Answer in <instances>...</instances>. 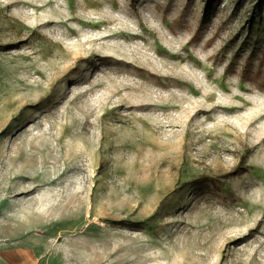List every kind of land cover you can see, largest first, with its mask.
Here are the masks:
<instances>
[{
	"label": "rangeland",
	"instance_id": "1",
	"mask_svg": "<svg viewBox=\"0 0 264 264\" xmlns=\"http://www.w3.org/2000/svg\"><path fill=\"white\" fill-rule=\"evenodd\" d=\"M21 255L264 264V0H0V263Z\"/></svg>",
	"mask_w": 264,
	"mask_h": 264
},
{
	"label": "bare ground",
	"instance_id": "2",
	"mask_svg": "<svg viewBox=\"0 0 264 264\" xmlns=\"http://www.w3.org/2000/svg\"><path fill=\"white\" fill-rule=\"evenodd\" d=\"M238 108V107H236ZM225 109H228V107H225ZM34 180V179H33ZM47 222V218L45 216L40 215L37 219V221L33 222L32 225H44ZM31 224L29 223L28 225L26 224H21V225H16V226H9L8 228H5L4 230H2L4 233H18L21 234L24 229H26L27 227H29ZM15 258H6L5 262H8L9 260H12L15 262L14 260ZM1 264V263H0ZM13 264H27L26 261V257L24 255L19 256V260L16 261V263Z\"/></svg>",
	"mask_w": 264,
	"mask_h": 264
}]
</instances>
